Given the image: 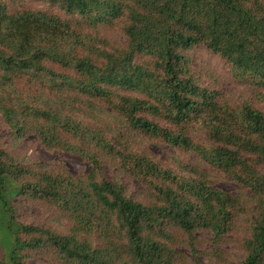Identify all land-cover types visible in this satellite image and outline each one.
I'll list each match as a JSON object with an SVG mask.
<instances>
[{
	"label": "trees",
	"instance_id": "trees-1",
	"mask_svg": "<svg viewBox=\"0 0 264 264\" xmlns=\"http://www.w3.org/2000/svg\"><path fill=\"white\" fill-rule=\"evenodd\" d=\"M36 1L48 8L0 0V135L3 119L14 140L33 134L92 167L75 176L27 162L0 139V176L68 222H18L6 201L15 250L0 228V264L40 249L52 264H204L198 233L212 234L219 257L242 219L236 264H264V0ZM197 45L248 84L247 97L232 99L217 69L203 78L188 55ZM147 141L175 147L173 165ZM189 153L242 192L214 185L182 160ZM105 162L138 179L140 193L107 178Z\"/></svg>",
	"mask_w": 264,
	"mask_h": 264
},
{
	"label": "rangeland",
	"instance_id": "rangeland-1",
	"mask_svg": "<svg viewBox=\"0 0 264 264\" xmlns=\"http://www.w3.org/2000/svg\"><path fill=\"white\" fill-rule=\"evenodd\" d=\"M34 5L35 8H48L47 4L36 0H19V6ZM195 69L205 79L208 73H212L217 69L220 74H214V81H217L223 89H225L232 99L240 102L245 91H250L248 84H244L242 79L237 77L232 71H229L221 63L218 55L213 54L204 45H197L188 51ZM210 77V76H207ZM249 87V88H248ZM115 122V121H114ZM116 123V122H115ZM1 135L2 143L9 149L17 152L19 157L27 162L43 161L51 166L64 165L66 169L75 176H80L88 173L92 165L84 157L78 153H70L61 149H48L35 135H28L17 140H14L10 135V127L1 119ZM146 145L150 152L161 163H169L173 165L172 156L177 154L176 148L158 141H147ZM179 154V151H178ZM179 156V155H178ZM182 160L196 166L201 171H206L211 176V181L217 187L224 191L240 194L241 186L230 175L218 171L215 167L205 162L195 153L182 155ZM264 171V166L262 167ZM104 175L109 179H118L122 181L129 189V193L135 195L140 193L143 185L133 177L122 173L117 167L105 162L103 165ZM17 184L8 175L0 176V228L2 241L8 255H11L15 250L14 235L11 233V224L5 208L6 201H10L13 207L14 220L22 223H53L58 227L67 225L66 220H61L53 211L47 208L38 201H34L27 196L17 194ZM249 192V191H247ZM13 196V197H12ZM246 219H242L237 224L236 230L230 235L228 241L218 245V248L223 251V255L219 257L211 255L212 249V234L209 232H199L195 243L199 250L198 256L204 264H236L243 257L241 242L244 235ZM178 249L183 252L189 259L192 256L190 246L187 242L178 245ZM221 251V252H222ZM53 252L48 249H40L32 253L26 260V264H52L54 263ZM224 257V259H223Z\"/></svg>",
	"mask_w": 264,
	"mask_h": 264
}]
</instances>
